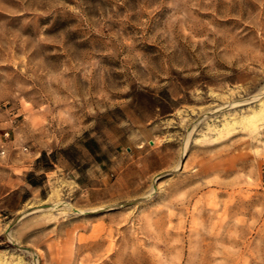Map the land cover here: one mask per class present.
<instances>
[{"label":"rangeland","instance_id":"374dc122","mask_svg":"<svg viewBox=\"0 0 264 264\" xmlns=\"http://www.w3.org/2000/svg\"><path fill=\"white\" fill-rule=\"evenodd\" d=\"M30 253L264 264V0H0V261Z\"/></svg>","mask_w":264,"mask_h":264},{"label":"bare ground","instance_id":"6f19581e","mask_svg":"<svg viewBox=\"0 0 264 264\" xmlns=\"http://www.w3.org/2000/svg\"><path fill=\"white\" fill-rule=\"evenodd\" d=\"M261 115V113H254L253 115H251L250 116V119H249V121L250 122H255L257 119H258V117ZM229 124V123H228ZM51 209H54V210H58V211H72V210H74L73 209V207L70 205V204H68V203H64V202H61V201H55V202H53V203H51L50 205H47V207H43V208H41V210H43V211H45V210H51ZM37 210V209H36ZM30 211H32V210H30ZM57 211V212H58ZM77 211H79V210H77ZM52 212V211H51ZM60 214V213H59ZM50 215V214H49ZM41 216V215H40ZM43 216V215H42ZM45 217H46V214L44 215ZM51 216H52V213H51ZM38 219V218H37ZM40 220H41V217H40ZM50 220V219H49ZM48 220V221H49ZM8 234V233H7ZM10 239H11V236L9 237ZM45 244V243H44ZM50 254H51V251L49 252ZM31 254V253H30ZM49 254V255H50ZM34 256H35V254L33 255V254H31V258H32V264H40V261H39V259H35L34 258ZM41 256V255H40ZM39 256V257H40ZM43 257V256H42ZM17 259H16V261L13 263V264H25V262L23 261V259L21 258V257H16ZM41 259H44V258H41ZM53 259V258H52ZM45 260V259H44ZM43 262V261H42ZM9 263H11V262H5L4 264H9ZM45 263V262H44ZM43 263V264H44ZM0 264H3V263H1V261H0ZM47 264V263H46Z\"/></svg>","mask_w":264,"mask_h":264},{"label":"built area","instance_id":"2783aa9c","mask_svg":"<svg viewBox=\"0 0 264 264\" xmlns=\"http://www.w3.org/2000/svg\"><path fill=\"white\" fill-rule=\"evenodd\" d=\"M8 133L7 132H5V135H7Z\"/></svg>","mask_w":264,"mask_h":264}]
</instances>
